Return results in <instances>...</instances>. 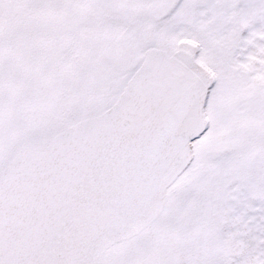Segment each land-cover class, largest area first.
<instances>
[{
  "label": "snow or ice",
  "instance_id": "6c2138e0",
  "mask_svg": "<svg viewBox=\"0 0 264 264\" xmlns=\"http://www.w3.org/2000/svg\"><path fill=\"white\" fill-rule=\"evenodd\" d=\"M0 264H264V0H0Z\"/></svg>",
  "mask_w": 264,
  "mask_h": 264
}]
</instances>
